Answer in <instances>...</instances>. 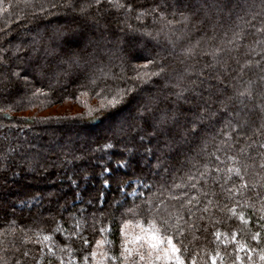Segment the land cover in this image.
Listing matches in <instances>:
<instances>
[{"label": "trees", "instance_id": "1", "mask_svg": "<svg viewBox=\"0 0 264 264\" xmlns=\"http://www.w3.org/2000/svg\"><path fill=\"white\" fill-rule=\"evenodd\" d=\"M40 2L11 0L13 7L8 12L2 10L8 0L0 5V57H8L5 70L0 71V264H17V261L20 264H49V261L59 264L58 257L65 264L69 260L72 264H83L84 255H89L88 264H93L90 253L96 241L105 238V252L119 256L121 227L125 223L158 225L162 220L172 225L169 234H176L177 224L186 233L184 237L175 236L186 246L182 253L186 264H191L192 258L196 264H211V256L216 251L221 253L225 264H232L237 254V245L231 240L233 233H239L240 242H247L257 250L264 248V227H261L264 222L259 221L261 213L257 211L262 207L259 198L248 190H243L244 196L225 191L239 181L235 176L232 181L226 179L227 168L235 166L228 157L237 155L238 151L236 145L226 147L224 137L216 135L223 121L209 122L208 131L193 146L194 151L177 155L174 149L165 150L168 153L165 156L156 150L154 141L146 138L132 143L127 137H114L109 121L89 116V109H96L100 99L81 88L86 82L83 77L76 80L74 75L65 74L57 79L53 73L46 72L47 60L51 58L46 57L44 49L55 46L68 29L84 33L85 47L93 34L103 33L105 40L101 49L88 47L95 58L88 71L98 78L108 77L107 84L111 87L139 85L129 99L137 93L139 98L147 99L160 94L164 81L158 77H152L148 83L132 79L138 71L154 70L151 65L147 69L140 66L147 64L150 58L160 59L171 52L172 46L168 43L171 40L176 42V47L175 58L169 56L170 71L180 67L181 53L201 40L203 33L184 22L179 7L171 12H151L163 0H121L132 5L131 12L117 9L106 0L99 8L95 0H77L76 10L59 7L51 10V14L41 11ZM168 2L176 4V0ZM239 2L254 3L255 11L264 12L261 0ZM44 4L47 8L46 0ZM80 8L87 11L81 14ZM144 12L150 14L141 16ZM240 15L245 13L240 12ZM235 24L248 31L243 21L225 19L216 28L217 40L235 39L237 46L242 45L250 52L255 49L251 59H260L256 52L261 48L254 42L255 38L233 37V32L241 31ZM201 46L211 51L203 41ZM232 55L240 54L233 51ZM12 72L20 75H12ZM69 104L80 106L81 111L44 114L53 107ZM134 108V103L129 105L123 117L129 116V109H133L135 115ZM25 112L32 114H20ZM253 140L255 144L251 149L245 147L253 143L247 138L238 147L250 151L257 163L264 162L258 155L262 151L258 145L264 143V136L258 134ZM109 144L112 147H107ZM216 156L220 157L219 161ZM217 166L220 172L214 171ZM250 171V183L260 181L256 173L264 175V170L258 167ZM205 172L211 175L202 176ZM109 177L105 187V179ZM193 184L196 186L192 187ZM209 184L220 195L205 196ZM135 188L140 192L130 196ZM256 190L264 193L259 184ZM249 203L255 208L247 207ZM233 206L236 216L229 211ZM205 208L208 211L205 212ZM241 212L251 223L245 225L239 220ZM109 227L111 231H100ZM257 231L261 233L259 245L251 240ZM217 232L227 235L218 240ZM44 235H50L52 240L43 241ZM80 235L88 238L87 247L82 244ZM49 247L55 255L48 252ZM61 247L66 251L61 252ZM24 252L28 256L25 257ZM240 255L246 257L247 254ZM254 259L259 260L256 256ZM106 264L113 262L108 260Z\"/></svg>", "mask_w": 264, "mask_h": 264}, {"label": "snow or ice", "instance_id": "2", "mask_svg": "<svg viewBox=\"0 0 264 264\" xmlns=\"http://www.w3.org/2000/svg\"><path fill=\"white\" fill-rule=\"evenodd\" d=\"M46 2L47 8H45L44 0H41L39 7L42 12L48 14H51V10L59 7L72 10L79 7L77 0H60L59 3L56 0H46ZM106 2L117 9H125L128 12L133 10L131 4L122 3L121 0H106ZM4 3L5 0H0V5ZM104 3L105 0H95V5L98 8L102 7ZM11 7H13L11 0H8L7 7L2 10L8 12ZM89 7L91 6L89 5ZM174 7L181 9V15L186 24L196 28L203 35L195 45L186 48L181 53L183 58L179 60L180 67L171 68L170 71L169 56L175 58L176 47V42L171 40L168 41L172 46L171 52L161 56L160 59L150 58L147 64L140 66L147 69L151 65L154 70L143 73L138 71L132 79L148 83L152 77L160 78L164 84L159 95H150L147 99H142L137 93V96H132L129 99L131 93L136 92V87L139 85L132 88L111 87L107 84L108 77L98 78L95 73L88 71L95 59L93 54L88 51V47L96 50L101 49L105 40L103 33L99 36L93 34L92 38L87 41L88 47H85L84 33L68 29L55 46L44 49L46 57L51 58L47 60L46 72L53 73L57 79L63 78L65 74L74 75L76 80L83 77L86 82L81 84V88L100 99V104L96 109H89V116L93 119L109 121L110 131L114 137H127L132 143L137 140L143 142L146 138L150 142L154 141L156 150L161 151L165 156L168 155L165 150L174 149L177 155L194 151L195 147L193 146L208 131L209 122L223 121V127L216 135L224 137L226 147L231 148L236 145L238 151L237 155L228 157L235 166L227 168L226 179L232 181L235 176L239 181L238 185L234 182L233 187L227 188L225 191L240 196L245 195L243 190L252 192L255 197L259 198L262 205L257 211L261 213L259 221L264 222V193L256 190L257 184L260 188H264V175L256 173L260 176V181L254 183H250L248 179L251 175L250 170L254 167L264 170V162L257 163V158L250 151H245V147L251 149L255 144L253 137L258 134L264 136V12L255 11L254 3L245 5L241 4L239 0H211V2L209 0H176L175 5L169 3L168 0H163L151 12H171ZM260 7L264 9V0H261ZM80 11L81 14H84L87 9L80 8ZM240 12H244L245 15H240ZM145 14L150 13L144 12L140 15ZM173 15H175L174 12ZM217 16H219V20H217ZM233 18L248 25V31L245 32L240 24H235V27L241 28V31L233 32V37H239L241 40H246L248 36L255 38L254 42L261 48L260 52H256L260 59H251V53L255 52V49H252L251 52L245 50L242 45L237 46L235 39L217 40L216 28L221 26L225 19L233 20ZM95 22L98 23V21ZM202 41L208 45L211 51L201 46ZM226 45H231V47ZM233 51L240 55L233 56ZM156 55L159 56V53ZM188 61L191 63L189 64ZM7 63L8 57H0V71L5 70ZM37 63H39L38 60ZM12 75L19 76L20 74L12 72ZM133 103L135 104V115H133V109H129V116L123 117V112ZM245 138L253 143L246 144L245 147H238L244 143ZM228 141H232V143L229 144ZM107 147H112V145L109 144ZM258 148L262 150L258 155L261 161H264V143H260ZM146 150L153 151L152 148H146ZM219 150L220 148H217V151ZM158 159L160 158L158 157ZM215 159L219 161L220 157L216 156ZM157 166L159 167V164ZM164 170L167 172L168 168ZM105 171H109V169H105ZM214 171L220 172L221 169L217 166ZM201 175H211V173L205 172ZM110 179V177L105 179V187L108 186ZM215 183L220 184L219 180H216ZM179 186L177 185V187ZM195 186V184L192 185V187ZM220 187L223 188V185ZM212 188L213 185L209 184L204 195H220ZM121 190H123V185H121ZM248 198L252 199V197ZM236 204H239V201H236ZM247 207L255 208V205L249 203ZM128 211L132 212L133 210L128 209ZM204 211L206 212L208 209L205 208ZM229 211L233 216L237 215L235 206ZM238 218L245 225L251 223L243 212L239 213ZM171 227L172 225L167 220H162L158 225L153 224L148 229H142L139 234L128 239L127 223H125L121 228L124 240L119 256H110L107 252H103L100 253L102 259L96 260L97 252L95 251H92L90 256L96 260V264H105L108 260H111L113 264H117L118 261L119 264H186V259L182 255L186 246H183L182 239L176 240L175 238L176 234L184 237L186 233L181 231V226L177 224L176 234H169L168 229ZM261 227H264V223H261ZM100 231H111V228H101ZM215 235L219 240L227 234L217 232ZM238 235L239 233H233L231 236L232 242L237 245L235 248L237 254L232 260V264H245V260L247 264H256L254 256L258 257L260 264H264V248L257 250L247 242H240L237 240ZM80 239L82 244L87 247L88 238L80 235ZM51 240L50 235L43 236V241ZM251 240L259 245L262 242L261 233L257 231L252 234ZM103 243V241H96V247H100ZM60 251L64 252L66 249L61 247ZM48 252L55 255L52 247L48 248ZM240 253L247 255L244 257ZM23 255L26 257L28 253L24 252ZM57 259H59V264H65L63 259L59 257ZM82 259L83 264H88L89 255H84ZM218 259L220 264H225L219 251L211 256V264H217ZM17 264L20 262L17 261ZM68 264H72V261L69 260ZM191 264H196L195 258L191 259Z\"/></svg>", "mask_w": 264, "mask_h": 264}, {"label": "rangeland", "instance_id": "3", "mask_svg": "<svg viewBox=\"0 0 264 264\" xmlns=\"http://www.w3.org/2000/svg\"><path fill=\"white\" fill-rule=\"evenodd\" d=\"M80 111H81V107L80 106L69 104V105H62V106L53 107L51 110H49L47 112H44V114H64L65 112L78 113ZM20 114L22 116L23 115L24 116H29L32 113L25 112V113H20ZM139 192L140 191L137 188H135L134 190H132L130 196L136 195ZM150 226L151 225H142V224H139V223L138 224L137 223L136 224L127 223L126 232H127L128 239H131L132 236L135 235V234H139L142 231V229H148ZM121 238H122V243H123L124 237L122 235H121ZM100 241H103L104 243L100 247H96L95 246L94 251L97 252L96 260H101L102 259L100 253L105 252V246H106V243H107L105 238H103ZM132 246L134 247V245H132ZM96 260L92 259L93 264H96ZM105 264H106V262H105ZM217 264H219V259L217 260ZM245 264H247V262H245ZM256 264H260L259 260H256Z\"/></svg>", "mask_w": 264, "mask_h": 264}]
</instances>
